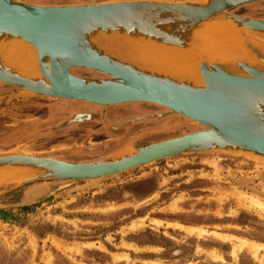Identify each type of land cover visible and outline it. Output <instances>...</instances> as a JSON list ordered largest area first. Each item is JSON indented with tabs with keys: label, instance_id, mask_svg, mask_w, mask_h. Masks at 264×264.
<instances>
[{
	"label": "rangeland",
	"instance_id": "rangeland-1",
	"mask_svg": "<svg viewBox=\"0 0 264 264\" xmlns=\"http://www.w3.org/2000/svg\"><path fill=\"white\" fill-rule=\"evenodd\" d=\"M229 13L264 19V0ZM204 23L214 27L213 40L231 45L237 54L243 50L239 43L243 45L244 34L252 36L238 26L227 28L230 21L221 15ZM253 36L249 41H264ZM226 59L246 57L240 52ZM71 72L104 77L85 68H71ZM14 89L0 82V155L89 161L203 128L151 103L100 106L24 91L5 97ZM0 181V209L15 217L10 222L0 219L3 264H11L10 259L21 264H264L263 249L252 248L254 243L264 244V206L248 204L258 200L264 205L261 157L201 151L77 183ZM49 182L61 187L41 197L42 184ZM22 206L29 209L22 212Z\"/></svg>",
	"mask_w": 264,
	"mask_h": 264
},
{
	"label": "water",
	"instance_id": "water-1",
	"mask_svg": "<svg viewBox=\"0 0 264 264\" xmlns=\"http://www.w3.org/2000/svg\"><path fill=\"white\" fill-rule=\"evenodd\" d=\"M257 1L260 0L37 4L0 0V40L30 45L36 52L43 77H25L0 61V82L16 87L5 97L24 91L100 106L151 103L203 127L89 161L17 153L0 155V167L42 170L41 174L18 182L20 184L37 180L77 183L186 153L228 150L264 158L263 48L244 37L242 46L250 54L248 59L217 60L198 52L195 64L203 85L195 86L170 73L122 58L92 39L99 34L118 33L186 48L191 46L193 30L220 14L232 18L240 29L252 36L264 37V19L229 13ZM245 42L249 46L244 45ZM71 68L93 70L104 77L79 76L72 73ZM46 184L48 187L41 186V197H48L61 187L54 182Z\"/></svg>",
	"mask_w": 264,
	"mask_h": 264
},
{
	"label": "bare ground",
	"instance_id": "bare-ground-1",
	"mask_svg": "<svg viewBox=\"0 0 264 264\" xmlns=\"http://www.w3.org/2000/svg\"><path fill=\"white\" fill-rule=\"evenodd\" d=\"M225 18L230 21V24L226 26L227 28H234L237 26L240 28L239 24L232 18ZM241 33L243 34V32ZM237 34L239 35V33ZM213 35L214 27L212 24L202 23L200 27L193 30L190 47H175L181 51L171 49L166 45H162L153 40L151 41L150 39H143L142 37L129 36L126 34H99L95 35L92 39L96 44L104 47L114 54H118L122 58L133 60L139 64L157 69L159 71L168 72L172 74L173 77L186 80L195 86H202L203 79L198 71L197 65L195 64V60L198 58V52L202 51L207 53V56L211 57L225 58L224 60H227L226 58L229 57L238 56L240 52L242 56L244 55L246 57V59L250 58V54L244 48L237 54L236 49H231V45L229 46L228 44H223L222 42L221 44L219 41L213 40ZM254 39L255 38H252V40ZM252 42L260 46V48H263L264 51V41L255 39ZM239 45L242 46L241 43H239ZM0 61L3 65L25 77L32 79L43 78L38 68L35 50L32 49L30 45H25L20 41L0 40ZM40 172H42L41 169L29 167L3 166L0 167V179L7 181H22L33 178L34 176L41 174ZM251 203L257 207L264 206L263 203L258 200L251 201L248 204ZM252 248L255 250L261 248L264 251V244L254 243Z\"/></svg>",
	"mask_w": 264,
	"mask_h": 264
},
{
	"label": "trees",
	"instance_id": "trees-1",
	"mask_svg": "<svg viewBox=\"0 0 264 264\" xmlns=\"http://www.w3.org/2000/svg\"><path fill=\"white\" fill-rule=\"evenodd\" d=\"M29 209V206H22L19 208L20 211L24 212ZM0 219L3 220L4 222H10V221H15V217L13 214H11V211L0 209ZM5 256H0V264H3ZM11 264H21L16 260H9Z\"/></svg>",
	"mask_w": 264,
	"mask_h": 264
},
{
	"label": "crops",
	"instance_id": "crops-1",
	"mask_svg": "<svg viewBox=\"0 0 264 264\" xmlns=\"http://www.w3.org/2000/svg\"><path fill=\"white\" fill-rule=\"evenodd\" d=\"M42 185H43V187H48L49 184L45 183V184H42ZM254 255H255V252H254Z\"/></svg>",
	"mask_w": 264,
	"mask_h": 264
}]
</instances>
